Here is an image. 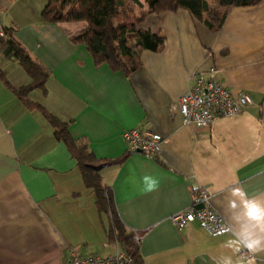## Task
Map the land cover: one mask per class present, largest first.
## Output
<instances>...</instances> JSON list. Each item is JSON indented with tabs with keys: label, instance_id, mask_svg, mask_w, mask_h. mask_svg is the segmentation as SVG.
<instances>
[{
	"label": "crops",
	"instance_id": "0c3cea01",
	"mask_svg": "<svg viewBox=\"0 0 264 264\" xmlns=\"http://www.w3.org/2000/svg\"><path fill=\"white\" fill-rule=\"evenodd\" d=\"M44 3L0 0V25L50 72L45 91L29 99L67 122L96 159L125 153L128 129L162 138L155 153L130 152L99 172L119 220L138 237L142 264H264V2L229 8L216 32L182 8L146 15L138 26L163 35L164 47L142 51L129 75L93 65L82 45L68 41L84 22L40 21ZM0 68L12 87L30 80L1 54ZM193 74L249 103L208 126L183 124L177 101ZM198 190L228 234L168 220L189 209ZM94 200L51 126L0 81V264H62L69 248L110 254Z\"/></svg>",
	"mask_w": 264,
	"mask_h": 264
},
{
	"label": "trees",
	"instance_id": "16d2710c",
	"mask_svg": "<svg viewBox=\"0 0 264 264\" xmlns=\"http://www.w3.org/2000/svg\"><path fill=\"white\" fill-rule=\"evenodd\" d=\"M264 0H45L39 19L46 23L84 22V27L70 34L67 39L82 45L93 65L105 64L111 71L129 75L140 64L141 52L162 51L165 37L138 26L150 14L173 12L179 8L201 22L208 30L216 32L222 25L229 8L254 5ZM0 54L10 62H16L29 77V82L12 87L0 68V81L28 110H37L52 128V135L61 141L75 160L85 187L94 194L95 208L105 217L107 241L116 240L133 258L134 264H142L138 253V237L127 230L119 220L109 190L103 185L100 170L119 163L130 151L112 159H96L85 141L72 138L67 132V122L58 120L42 105L29 99L34 89L45 91L44 84L50 72L39 60L29 55L13 34L12 27H3L0 37ZM195 201V198H193Z\"/></svg>",
	"mask_w": 264,
	"mask_h": 264
},
{
	"label": "built area",
	"instance_id": "2783aa9c",
	"mask_svg": "<svg viewBox=\"0 0 264 264\" xmlns=\"http://www.w3.org/2000/svg\"><path fill=\"white\" fill-rule=\"evenodd\" d=\"M192 77L193 87L183 92L177 101V113L183 124L208 126L217 118L235 116L249 103L244 93L230 94L218 81L204 78L200 74H193ZM122 137L126 150L144 154L155 153L162 140L158 133L139 129L125 130ZM198 203L202 206L195 208ZM168 220L177 229L185 222L197 221L210 236L226 235L230 232L229 227L220 222L219 216L208 209L207 197L201 190L197 191L195 201L189 209L170 214ZM112 247L113 251L103 256L95 253L81 255L69 248L62 264H134L132 256L116 240L112 241Z\"/></svg>",
	"mask_w": 264,
	"mask_h": 264
},
{
	"label": "rangeland",
	"instance_id": "374dc122",
	"mask_svg": "<svg viewBox=\"0 0 264 264\" xmlns=\"http://www.w3.org/2000/svg\"><path fill=\"white\" fill-rule=\"evenodd\" d=\"M209 2L212 3V0H209ZM81 47L84 49L83 46H81ZM84 50H85V49H84ZM85 51H86V50H85ZM86 53H87V51H86ZM69 60H70V59H68L66 62H70ZM110 250H111V248H110ZM111 251H112V250H111Z\"/></svg>",
	"mask_w": 264,
	"mask_h": 264
},
{
	"label": "water",
	"instance_id": "95a60500",
	"mask_svg": "<svg viewBox=\"0 0 264 264\" xmlns=\"http://www.w3.org/2000/svg\"><path fill=\"white\" fill-rule=\"evenodd\" d=\"M202 205L200 203L195 205V208H200Z\"/></svg>",
	"mask_w": 264,
	"mask_h": 264
}]
</instances>
